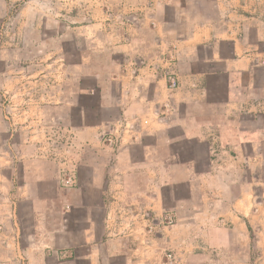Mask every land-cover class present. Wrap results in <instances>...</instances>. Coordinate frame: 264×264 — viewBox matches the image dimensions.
I'll return each instance as SVG.
<instances>
[{
  "label": "crops",
  "instance_id": "crops-1",
  "mask_svg": "<svg viewBox=\"0 0 264 264\" xmlns=\"http://www.w3.org/2000/svg\"><path fill=\"white\" fill-rule=\"evenodd\" d=\"M137 5L143 13L126 29L95 34V50L114 55L109 70L85 66L75 80L85 118L73 126L79 155L65 163L75 167V199L64 200L58 223L38 212L29 225L6 221L1 239H19L27 264H46L49 248L63 264L77 248L80 264H162L165 250L175 264H252L253 249L264 264V0ZM0 179L7 192L14 176ZM108 218L128 233L105 241ZM4 254L2 264H19Z\"/></svg>",
  "mask_w": 264,
  "mask_h": 264
},
{
  "label": "rangeland",
  "instance_id": "rangeland-1",
  "mask_svg": "<svg viewBox=\"0 0 264 264\" xmlns=\"http://www.w3.org/2000/svg\"><path fill=\"white\" fill-rule=\"evenodd\" d=\"M150 1L0 0V171L14 176V180L7 183V192L3 191L6 183L0 179V207L4 211L0 233L7 234L6 221L20 220L28 225L37 221L33 212H38V219L48 224L58 223L63 218L64 200L75 199L67 192L76 187L69 179L75 167L65 166L67 159L74 162L80 151L74 144L78 128L73 126L85 122L75 111L79 100L75 80L85 66L109 70L114 55L108 50H95L103 39L95 34L126 29L137 12L143 13L139 9L133 12L134 5L142 8ZM110 132L104 140L114 145L109 142V136L114 137V132ZM33 177L37 179L31 180ZM2 192H5L3 197ZM26 197L33 200L28 201ZM109 220L105 222V241L128 233L130 228L126 226L110 228ZM131 232V238L141 235ZM1 237L4 236H0V243L4 244ZM18 242L16 239L2 245L8 254L16 256L19 264H27ZM3 246H0V258L6 252ZM59 246L62 248L63 244ZM41 247L33 249L36 253L33 255L40 262ZM110 248L105 252H110ZM54 250L47 249L50 254L45 263L63 264V255H59L61 261H57L53 257ZM162 252L161 262L166 264L167 255L173 252ZM252 252L251 263L256 264L257 250ZM76 253L73 250L70 264H80L78 248ZM137 257L140 256L136 254ZM118 264H131V261L123 260Z\"/></svg>",
  "mask_w": 264,
  "mask_h": 264
},
{
  "label": "built area",
  "instance_id": "built-area-1",
  "mask_svg": "<svg viewBox=\"0 0 264 264\" xmlns=\"http://www.w3.org/2000/svg\"><path fill=\"white\" fill-rule=\"evenodd\" d=\"M168 88L171 91L177 90L179 88V81L177 79V77L173 74H169L168 75ZM166 109L169 110L170 106L166 105ZM109 142L110 144H115L116 143V139L115 137L111 136L109 138ZM176 223L175 221V216L174 215H168L167 217H165L164 219V225L165 227H172L174 226ZM166 264H175V256L172 253H169L167 255V262Z\"/></svg>",
  "mask_w": 264,
  "mask_h": 264
}]
</instances>
